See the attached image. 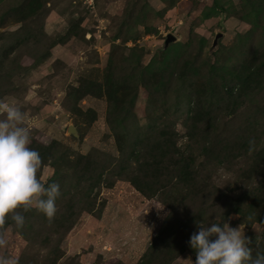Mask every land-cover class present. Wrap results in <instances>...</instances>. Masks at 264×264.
Segmentation results:
<instances>
[{"label":"rangeland","instance_id":"rangeland-1","mask_svg":"<svg viewBox=\"0 0 264 264\" xmlns=\"http://www.w3.org/2000/svg\"><path fill=\"white\" fill-rule=\"evenodd\" d=\"M0 101L61 192L0 255L189 264L221 220L264 252V0H0Z\"/></svg>","mask_w":264,"mask_h":264},{"label":"clouds","instance_id":"clouds-1","mask_svg":"<svg viewBox=\"0 0 264 264\" xmlns=\"http://www.w3.org/2000/svg\"><path fill=\"white\" fill-rule=\"evenodd\" d=\"M0 226L10 216L17 229L26 222L23 213L35 208L49 220L57 213L60 185L45 183L39 177L44 164L40 153L31 148L30 130L18 106L0 101ZM196 253L189 264H264V252L253 255L250 240L239 227L228 222L197 223V231L188 241ZM7 240L0 233V248ZM0 264H18L15 259L0 255Z\"/></svg>","mask_w":264,"mask_h":264},{"label":"water","instance_id":"water-1","mask_svg":"<svg viewBox=\"0 0 264 264\" xmlns=\"http://www.w3.org/2000/svg\"><path fill=\"white\" fill-rule=\"evenodd\" d=\"M171 40H173V36L172 35L168 36L167 42H170ZM70 132H74V130L71 129Z\"/></svg>","mask_w":264,"mask_h":264},{"label":"trees","instance_id":"trees-1","mask_svg":"<svg viewBox=\"0 0 264 264\" xmlns=\"http://www.w3.org/2000/svg\"><path fill=\"white\" fill-rule=\"evenodd\" d=\"M239 212V211H238Z\"/></svg>","mask_w":264,"mask_h":264}]
</instances>
